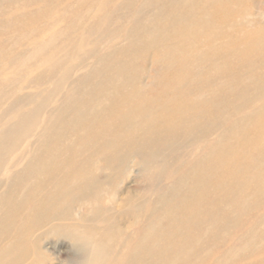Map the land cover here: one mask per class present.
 <instances>
[{"label":"rangeland","instance_id":"374dc122","mask_svg":"<svg viewBox=\"0 0 264 264\" xmlns=\"http://www.w3.org/2000/svg\"><path fill=\"white\" fill-rule=\"evenodd\" d=\"M220 1L216 8L209 0H0V139L5 130L45 103L33 130L11 155L15 164L0 177V212L16 209L12 221L5 224L6 234L19 240L6 253L11 241L3 243L0 238V264H86L87 252L95 250L92 246L105 231L106 218L123 232L144 228L148 264H264V48L255 47L257 41L264 42V0ZM192 11L197 14L194 19L189 17ZM178 16L185 21L174 33L171 28ZM137 22L147 24L154 39L165 40L166 45L148 48L150 39L138 32ZM191 26L204 33L194 35ZM90 30L109 40L106 47L99 46V56L110 58L86 80V85L102 89L100 96L105 95L107 82L98 81L99 74L106 76L114 65L132 69L141 85L138 100L127 102L130 111L169 105L186 94L188 105L203 97L199 113L194 112L178 131L147 129L139 135L143 140L132 139L113 150H103V140L92 151L75 144L69 156H59L56 162L62 165L67 183L85 177V193L53 191L55 181L49 176L23 178L16 184L15 174L47 139L56 150L48 123L69 120L57 117L59 109L77 82L97 66V58L87 59L52 93L60 75L79 64L67 60L63 69L65 65L57 67L63 64L60 60L92 48L84 42L92 38L82 37ZM114 30L116 35L108 34ZM170 48L171 56L163 59ZM94 88L87 93L92 95ZM89 94L82 101L85 105ZM250 97L254 99L247 100ZM25 98L29 101L23 105L20 100ZM125 98H109L116 108L106 110L98 127L109 126L106 141L125 140V135L110 137L120 115L117 105ZM76 133L69 130L67 137ZM183 139L187 141L181 143ZM126 156L127 162L122 158ZM43 159L45 153L39 156V161ZM36 179L42 192L26 191ZM24 194L29 196L21 199ZM200 198L208 204L204 212L190 203ZM95 209L101 217L81 227L83 241L61 237L65 233L55 235L56 230L69 228L63 212H77L82 218ZM135 212H141L140 220ZM32 244L38 247L33 250ZM118 263L113 259L104 264Z\"/></svg>","mask_w":264,"mask_h":264},{"label":"bare ground","instance_id":"6f19581e","mask_svg":"<svg viewBox=\"0 0 264 264\" xmlns=\"http://www.w3.org/2000/svg\"><path fill=\"white\" fill-rule=\"evenodd\" d=\"M184 3L185 5H189L188 1ZM209 3L211 7L213 6L217 8V6L221 4V1L220 0L218 1L209 0ZM127 6L128 7L126 9L129 10L131 7L129 5V2H127ZM88 13L89 11H87V14ZM190 14L191 16L189 15V17H191L192 19L197 17L196 11H192ZM139 15H140V11L136 15V18L134 19H137ZM201 16L205 19L208 18V14H204ZM184 21L185 19L183 17L178 16L174 22V25H172V28H171L172 31L174 33H179L180 32L179 24H182ZM76 22H79V21H76ZM137 26H139L138 32L141 34H144L146 38L148 36V38L150 39L147 45L148 48L158 49L162 45L165 44L163 43L165 42V40L161 39L160 41H156L154 39V35H153L154 31L152 28L147 27V24L145 25L139 22ZM191 29L193 30L194 35L198 33L199 35L204 33L202 30H199L197 28L194 29L192 27ZM116 33H117L116 30H114L112 32L110 31V33L108 34L116 35ZM96 35H97V32H95L94 30H90V34H86L82 36L83 39L85 37L92 38V40L90 41H87L84 39V42L87 45L92 46V48H89L90 50H88L87 53L80 54V52L76 51V53L72 54L71 56V58L73 59H68L64 57L62 60H60V62H63V64L57 65V67H60V68L64 67L65 65V67L63 68L65 69L68 66L66 63L67 60L73 61L74 59H76V61L79 62V64L76 66L70 65L71 70L67 73L64 72L65 74L63 73L60 75L61 80H59L57 83L53 85L54 91L52 93H54V95L56 93V87L58 86L63 87V85L68 81V79H70L71 74L74 71L79 70V68H82L83 66L82 64H84V62L87 59L97 58L98 60L97 66L94 69L90 70L87 76L83 80L77 82L76 87L73 89L72 93L67 98L65 104L58 111L57 117H60V119L67 117L69 118V120L65 124H57V118H56L54 120L52 119L50 123H48L47 129L49 130L51 129V131L53 130V133H52L53 137H51L50 139L57 142L55 145L56 150L51 149V147L49 146V143L51 142V140L49 141L47 139L45 143H43L41 147L38 149V154L27 164L26 167L24 166L25 168L21 172L15 174L16 177H15L14 183L17 184L23 178L24 179L28 177L39 178L43 176H49L48 177L49 180L50 178H54V181H55V186H54L55 189H53V191L61 190L66 195H71L72 192L77 193V191L79 194L85 193V190L87 189V188L85 189L83 188L84 187L83 179H85V177L84 176L81 177L76 182L67 183L66 181L62 179L64 176L63 174H65V173H62V165H59L56 162L59 156H63V155L69 156L70 153L74 151L72 148L75 144L80 145V148H79L80 150L84 148L85 149L89 148L90 151H92L94 149L93 147H98L97 144L103 140L102 149L103 150H113L114 148H119L118 144L122 145L123 142L126 143L132 139L136 141L143 140V138H140V136L141 134L145 133L147 129L154 128L155 130L157 129L159 130L160 127L161 128L167 127L164 129H167V130L169 129V131H174V130L178 131L179 128L185 122L187 123L188 119L190 120L194 118V112L199 113L197 106L203 101V97L202 96L197 97V99L192 100V102H190V105H188V103L185 101V98H184L185 96H187L186 94L182 97L180 96L172 100V102H170L169 105L159 104L156 107L151 106L150 108H145V109L141 108L137 111H130L129 109L126 108V105H128L127 102L128 101L134 102L138 100L142 92L141 85L138 82L136 73L132 69L130 68L120 69L118 66H114V65L110 66L108 71H106V76H104V74H99L98 81L107 82L106 84L107 87L103 92V94L105 95L100 96V94H102L101 92L102 89L98 90L96 89V86L94 85H89V84L86 85L87 84L86 80L90 79L91 76H93V73L95 71H99L98 68H100L99 67L100 64L105 62L107 60L106 57H108V56L106 57L99 56V51H100L99 46L103 44L106 47L109 43V40H107V36L104 37L105 40H103L102 34L97 35V36ZM94 36L96 37L94 38ZM207 38L210 39L211 36L208 35ZM207 38H203L202 40L206 42V40H208ZM255 47H256V50L263 49L264 42L257 41L255 43ZM138 48L143 49V47H140V46ZM169 51L170 52H168L167 55L162 56L163 59L168 60L167 58H169V55L171 56V48ZM109 58L110 57H108V59ZM133 58L134 57H132L131 61H133ZM60 62L58 64H60ZM194 64L198 69L199 62L197 63V61H195ZM203 64L201 65L203 66ZM225 67H227V64L225 65ZM219 69L220 68H216L218 72H219ZM60 70L62 71V69ZM197 72L198 73L200 72L199 69L197 70ZM110 76H111V79H109ZM112 76H114V79H112L113 78ZM93 87H95L93 94L91 95L87 93L90 90V88H93ZM87 94L91 95L92 97L91 99H88V104L85 105L82 103V101L85 100L86 98L85 95ZM122 96L126 98L123 101H121V104L117 105L119 106L120 115L118 117V120H116L115 125L112 126L114 127L115 130L110 133L111 134L110 137H112V139H116L117 136L121 138V137H124L123 135H125V140H120V143H116L115 141H109V140L106 141L105 135L109 133H105V131L110 128L109 126L104 127L102 124L101 129L99 130L98 129L99 123L101 119L103 118V115H105V112L108 108L110 107L113 109L116 108L115 104H114V107L112 106V102L110 101V99L114 100L115 98L122 97ZM253 99L254 97H250L247 100L252 101ZM28 101L29 99L25 98V99L20 100V103L24 105ZM44 104L45 103L42 102L40 106L30 111V113L24 115L21 121L17 125L10 127L9 129L4 131L3 136L0 139V145H2V149H0V177L3 175V171L6 168H8V166L11 163L15 164L14 162L10 160L11 155L23 144V141L24 139H26V136L33 130L32 126L35 123L34 120L39 115L38 113H40L41 110H44ZM158 116L162 118L158 120L157 119ZM86 121L87 122L89 121V123H87ZM158 124L160 125L158 126ZM69 130H74L75 132H77L76 136L72 138H68L67 132ZM196 140H198V138H196ZM184 141H187V139L186 140L183 139L181 143H183ZM43 153H45V159L39 161V156ZM46 155H48L49 157H46ZM122 158L124 160L126 159V162H127L128 160L127 156L126 158L125 157H122ZM51 175H54V177ZM37 180L39 179L34 180L28 186L26 191H30L31 193L38 192V191L42 192L43 187H41V185L37 186V182H36ZM65 184H66V187L64 186ZM2 188H3V180H1L0 178V190H2ZM9 189L11 190V188ZM28 194H24L23 195L24 197L21 196V199L27 198ZM194 201L195 200L192 199L190 203L193 204L199 212H204L205 211L204 208L208 206V204L204 202V199L200 198L199 201H197L198 203L196 204L194 203ZM13 211H16V209H13L12 207L9 212H0V238L2 239L3 243L5 242L7 243L8 240L9 242L11 241V244L8 243L7 248L4 249L6 253H9V250L14 249L19 243L18 242L19 240L17 239V237L13 233L6 234L8 233L7 227L5 229V226L9 223V221L10 222L12 221L11 219H12ZM92 211L93 212H89L88 215H85L82 218L78 216L77 212H63L64 213L63 215L65 217V220L63 221L64 222L66 221L69 223L67 224L69 228L63 229L62 231L56 230L54 232L55 235H62L60 233H65L61 237L69 235L70 237L75 238V240L77 241H80V240L83 241L86 235L82 232V230L84 229H82L81 227H83L84 225H87V226L91 225L97 220V218L101 217L102 212H97L96 209ZM135 213H136L135 216L140 220L141 212H135ZM61 219H58V220H61ZM55 220H57V218ZM103 221H104V225L102 227L105 229V231L104 233H102V235L99 236L100 241L96 242L94 246H92V249L95 247V250H97V252L94 249L92 252H87L86 259H85V262H87L86 264H104L108 262L109 260L111 261L113 259H116L117 261H119L118 264H148L146 263L147 262L146 261L147 244H146L144 228H140L137 232H134V233H131V232L128 233L129 231L123 232L120 228H117L118 230L116 228L114 229L112 227L114 223L110 219L106 218ZM65 226L63 225L62 227L65 228ZM46 235L47 234L44 233L43 235H40V236L42 237ZM156 243L158 242H152V245ZM37 247H38V244H32L33 250L36 249ZM27 249H25V251L23 252L25 256H27V253H26V251H28ZM33 250L31 252L32 255L31 253L28 255V256L31 255L29 258L31 260L33 258ZM189 250H192V249L189 248ZM3 255L5 254L3 253ZM173 257L175 258L176 256L174 255Z\"/></svg>","mask_w":264,"mask_h":264}]
</instances>
